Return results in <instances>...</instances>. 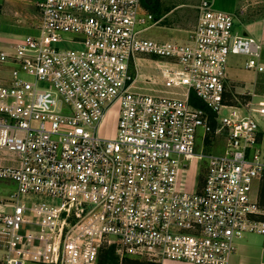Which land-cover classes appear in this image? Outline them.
<instances>
[{"label": "built area", "instance_id": "1", "mask_svg": "<svg viewBox=\"0 0 264 264\" xmlns=\"http://www.w3.org/2000/svg\"><path fill=\"white\" fill-rule=\"evenodd\" d=\"M31 1L35 33L0 32V159H13L0 179L15 185L0 264H97L110 245L119 262L232 264L246 234L264 246V96L224 99L229 56L263 72L261 41L236 34L214 0H199L184 39L163 41L145 36L158 21L142 0ZM146 56L161 82L139 79ZM216 136L222 153L197 150ZM201 160L190 190L181 177Z\"/></svg>", "mask_w": 264, "mask_h": 264}, {"label": "rangeland", "instance_id": "2", "mask_svg": "<svg viewBox=\"0 0 264 264\" xmlns=\"http://www.w3.org/2000/svg\"><path fill=\"white\" fill-rule=\"evenodd\" d=\"M14 2H16L17 5L11 4L9 0H0V17L2 20L9 21V19H14L13 12L17 11V19L22 20L21 23L25 22L26 24H32L37 21L35 10L27 5V2L19 0H15ZM158 2L160 11L164 13V16L161 18L157 26H160L162 30H171V33H160L157 28H153L145 32L146 36L151 35L156 39H168L170 37L184 36L187 31L193 28L197 15V0H158ZM19 16H21V18ZM3 31L13 32V30H8L7 28H3ZM15 31V33H22V30ZM32 31L31 33H35V30ZM4 37L9 36L5 35ZM146 59L147 61L155 60L152 56H146L145 60ZM147 61L142 62L144 65L139 68L140 71L153 79L159 78V71L154 68V66H148ZM9 67L10 66L7 65L0 66V82L8 77ZM262 86H264V84ZM113 112H115V109L112 111V114ZM113 131V123L105 119L100 129L101 135L108 134L109 136H112ZM211 141L206 139L205 141L202 139L198 140L197 150L206 153H222L224 150L222 139L216 136L213 137ZM205 167V160L192 164L189 168V172L181 177L183 185L190 188V190L196 189L197 186L200 187L203 182ZM14 189L15 185L13 182L0 179V210H6L9 208V203L6 202V200ZM242 240L244 244L241 247L238 246L236 253L231 257V263L264 264V246L261 237L256 234H246ZM119 264H145V262L136 257L126 256L121 262H119Z\"/></svg>", "mask_w": 264, "mask_h": 264}, {"label": "crops", "instance_id": "3", "mask_svg": "<svg viewBox=\"0 0 264 264\" xmlns=\"http://www.w3.org/2000/svg\"><path fill=\"white\" fill-rule=\"evenodd\" d=\"M14 1L15 0H9L11 4L17 5V3ZM19 1L27 2L28 3L27 5L33 8L36 12V16L38 20V14L33 5V2L31 0H19ZM198 2L199 0H197L196 5L198 4ZM214 7L233 14V20H234L233 31L236 34L242 36H252L261 41L262 43L261 63L264 65V0H214ZM145 8L150 12V10L146 6ZM163 16L164 13L162 12L160 18L157 19L158 22L156 24H153L149 29L157 28L160 33L162 32L171 33V30H166V29L162 30L160 26H157ZM13 17L14 19L13 18L11 20L9 19V21L2 20V18L0 17V32H1L2 41L7 42L12 40H18L23 35L29 34L31 33L32 30L33 31L35 30L33 26L37 21L35 23L33 22L32 24L31 23L26 24L25 22L21 23L22 20L17 19L18 17L17 11L13 12ZM19 17L21 18V16ZM196 20H197V15L195 22ZM3 28H7L8 30H13V32L12 31L4 32ZM149 29H147L146 31H148ZM15 30H22V33H15L16 32ZM187 33L184 36L177 35L178 37H170L168 39H156L151 35H148L147 37L161 41L169 40V39L182 40L187 36ZM5 35L9 37H4ZM143 61H147V59L138 60L139 64L140 62ZM244 61H245V57L242 56L231 55L228 58L227 68H226V74H227L226 92L224 95V99L227 103L239 105L247 97L245 94L247 91H253L259 96H264V86H262L264 84V71L256 73L247 70L244 68ZM147 62H148V66H154V68H157L161 65V63L158 60H154V61L148 60ZM138 72H139L140 80L146 77V75L142 73L140 69ZM156 80L161 82L160 78H156ZM139 85L142 86V83H139ZM106 120H109L113 123L115 121V115L112 114L110 117H107ZM258 123H259L258 147L264 148V117H260ZM209 140L211 141L212 139ZM222 141L224 147V140L222 139ZM12 160L13 159L10 157H5L4 159H0V161L3 163H11ZM188 172L189 170L185 171L184 175ZM243 244L244 242L242 240L239 246L241 247ZM1 254H2V248L0 246V256ZM164 264H185V263H176V262L168 261L165 262Z\"/></svg>", "mask_w": 264, "mask_h": 264}, {"label": "trees", "instance_id": "4", "mask_svg": "<svg viewBox=\"0 0 264 264\" xmlns=\"http://www.w3.org/2000/svg\"><path fill=\"white\" fill-rule=\"evenodd\" d=\"M142 3L154 13L156 19L160 18L162 12L160 11L158 0H142ZM190 102L195 106L203 107V103L199 101L193 93H191ZM97 264H119V257L115 253L114 245L105 247L100 251Z\"/></svg>", "mask_w": 264, "mask_h": 264}]
</instances>
